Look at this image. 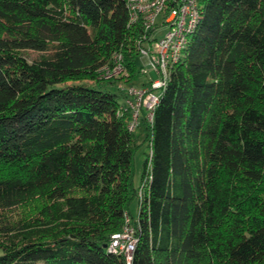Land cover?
<instances>
[{
  "label": "trees",
  "instance_id": "obj_1",
  "mask_svg": "<svg viewBox=\"0 0 264 264\" xmlns=\"http://www.w3.org/2000/svg\"><path fill=\"white\" fill-rule=\"evenodd\" d=\"M126 2L0 0V264H264V0H201L141 112L139 198L123 91L100 77L120 53L141 81ZM126 215L130 263L109 249Z\"/></svg>",
  "mask_w": 264,
  "mask_h": 264
},
{
  "label": "built area",
  "instance_id": "obj_2",
  "mask_svg": "<svg viewBox=\"0 0 264 264\" xmlns=\"http://www.w3.org/2000/svg\"><path fill=\"white\" fill-rule=\"evenodd\" d=\"M126 7L129 24L140 23L144 28L137 46L140 58L146 59L150 69L138 67L144 78L142 83L129 82L126 86L124 79L131 78V73L119 53L115 55V65L103 69L100 77L117 81L124 96L119 112L130 114L128 127L135 130L143 110L147 121L153 123L154 109L167 85L171 68L184 58L189 35L200 21L201 0H127ZM136 241L130 216L126 215L123 229L111 235L109 249L123 253L130 263Z\"/></svg>",
  "mask_w": 264,
  "mask_h": 264
},
{
  "label": "rangeland",
  "instance_id": "obj_3",
  "mask_svg": "<svg viewBox=\"0 0 264 264\" xmlns=\"http://www.w3.org/2000/svg\"><path fill=\"white\" fill-rule=\"evenodd\" d=\"M31 55H34L33 52H30ZM146 59L143 58H139V67H145L150 69V66L148 64L145 63ZM152 76H156V74L154 72H151ZM137 78H140L141 81H138L136 84L140 85L143 81V77L140 71H137ZM105 79V78H104ZM107 80V79H106ZM86 82V81H85ZM129 82H133L132 78H127L124 79V83L126 86L129 84ZM135 82V81H134ZM88 83V82H86ZM103 89H107L111 92H118L122 95V92L114 85H105L102 87ZM135 137H136V142H138V148L135 151V155H134V160H135V174H134V181L136 186L138 187L137 190L135 191V198H139L141 195V184L139 182L140 179V175H141V170H142V164H143V159L145 157V153L149 152L150 150V144H149V140H147V132L145 131L144 125L141 123L138 124V126L135 128ZM144 135H146L144 137ZM131 211L132 213H136V200L133 199L131 204ZM34 211L33 206H27L25 208L20 209L18 212L20 213V215H24V214H31ZM19 216V215H18Z\"/></svg>",
  "mask_w": 264,
  "mask_h": 264
}]
</instances>
